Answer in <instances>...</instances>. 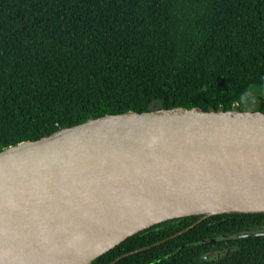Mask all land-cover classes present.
<instances>
[{"label": "trees", "instance_id": "16d2710c", "mask_svg": "<svg viewBox=\"0 0 264 264\" xmlns=\"http://www.w3.org/2000/svg\"><path fill=\"white\" fill-rule=\"evenodd\" d=\"M252 85L264 89V0H0V150L150 103L264 113ZM222 216L264 214L215 217ZM196 218L140 231L92 264H109ZM209 222L112 264H205L198 259L205 244L194 243ZM231 263L264 264V236L241 240Z\"/></svg>", "mask_w": 264, "mask_h": 264}, {"label": "water", "instance_id": "95a60500", "mask_svg": "<svg viewBox=\"0 0 264 264\" xmlns=\"http://www.w3.org/2000/svg\"><path fill=\"white\" fill-rule=\"evenodd\" d=\"M148 108L0 150V264H92L167 220L264 213L263 112Z\"/></svg>", "mask_w": 264, "mask_h": 264}, {"label": "flooded vegetation", "instance_id": "af4514ba", "mask_svg": "<svg viewBox=\"0 0 264 264\" xmlns=\"http://www.w3.org/2000/svg\"><path fill=\"white\" fill-rule=\"evenodd\" d=\"M226 214H228V213H226ZM229 214H231V213H229ZM236 214H238V213H236ZM258 214H264V213H258ZM218 215H222V214H218ZM218 215H214V216H210V217H202L200 215H197V218L192 223H190L188 226H186V227H184L178 231V232H180L183 229H185V228H187L193 224L195 226L199 223L206 222L208 220L210 221L208 224L205 225V226H207V228L204 227L207 229V231L205 229L206 232L204 233L205 234L204 239H209V240L217 239V238H220V239L215 240L214 242L202 243V244H205V246L203 247L205 251H203L198 256V259L199 258L203 259V256L205 254H208L210 252H216L218 250H221V251L224 250L225 254L222 257L216 258V259H208V260L203 259L205 261V264H210V263L226 264V262L228 260L232 261L234 259V254L240 248V241L245 239V238H251V237L231 238L232 234H237V233H240L242 231H257V230H263L264 229V216H259L257 218H250V217L237 218L236 216L215 217ZM218 222H219L218 225L215 224ZM235 224H239V225L243 224V227L240 229H237L235 227ZM246 224H249V226H246ZM151 227H153V226H151ZM178 232H175L174 234L166 237L165 239H161V240L151 244V246L161 244V243L165 242L166 240L174 238L175 236H177L175 234ZM173 235H175V236H173ZM260 236H264V235L253 236V237H260ZM198 241H201V240H198ZM195 245H197V244H195ZM200 263H201V261H200ZM201 264H203V263H201ZM231 264H233V263H231Z\"/></svg>", "mask_w": 264, "mask_h": 264}, {"label": "rangeland", "instance_id": "374dc122", "mask_svg": "<svg viewBox=\"0 0 264 264\" xmlns=\"http://www.w3.org/2000/svg\"><path fill=\"white\" fill-rule=\"evenodd\" d=\"M249 91L252 94L259 95V96H264V89L261 86L252 85V86H250Z\"/></svg>", "mask_w": 264, "mask_h": 264}]
</instances>
